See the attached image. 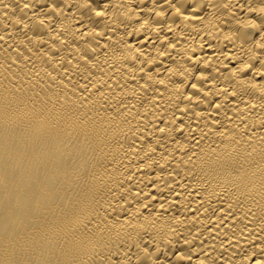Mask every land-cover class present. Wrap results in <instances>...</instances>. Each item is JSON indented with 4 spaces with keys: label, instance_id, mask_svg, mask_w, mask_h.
I'll return each mask as SVG.
<instances>
[{
    "label": "bare ground",
    "instance_id": "bare-ground-1",
    "mask_svg": "<svg viewBox=\"0 0 264 264\" xmlns=\"http://www.w3.org/2000/svg\"><path fill=\"white\" fill-rule=\"evenodd\" d=\"M0 264H264V0H0Z\"/></svg>",
    "mask_w": 264,
    "mask_h": 264
},
{
    "label": "clouds",
    "instance_id": "clouds-1",
    "mask_svg": "<svg viewBox=\"0 0 264 264\" xmlns=\"http://www.w3.org/2000/svg\"><path fill=\"white\" fill-rule=\"evenodd\" d=\"M223 7H228V4L225 3ZM242 8L243 5H240ZM252 13H255L254 9H250L248 13H245V17H250ZM257 14V13H256ZM240 27L245 31V32H256L260 29L261 25L255 22L252 23H244L241 24Z\"/></svg>",
    "mask_w": 264,
    "mask_h": 264
}]
</instances>
